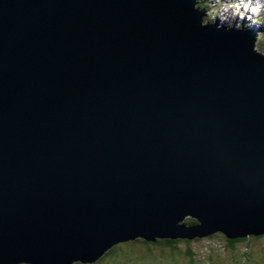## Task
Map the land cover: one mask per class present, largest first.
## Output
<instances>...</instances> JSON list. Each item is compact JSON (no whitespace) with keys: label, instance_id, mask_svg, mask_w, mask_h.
<instances>
[{"label":"water","instance_id":"95a60500","mask_svg":"<svg viewBox=\"0 0 264 264\" xmlns=\"http://www.w3.org/2000/svg\"><path fill=\"white\" fill-rule=\"evenodd\" d=\"M202 16L195 0H0V264L264 236V54Z\"/></svg>","mask_w":264,"mask_h":264},{"label":"rangeland","instance_id":"374dc122","mask_svg":"<svg viewBox=\"0 0 264 264\" xmlns=\"http://www.w3.org/2000/svg\"><path fill=\"white\" fill-rule=\"evenodd\" d=\"M195 1L196 6L203 8L198 7L203 12L201 21L203 25L217 24L218 27L224 26L237 31L255 33L257 35L255 49L264 54V0H256L260 1V4L256 5L255 9L252 8V0H241V3L239 0ZM236 6L245 11L238 13V18L241 17V20L236 17V13H231ZM184 222L189 224V219L186 217ZM136 240L138 243L141 241V239ZM181 240L175 245L177 249H170L162 245V242H158L159 246L150 247L152 253L145 251V247L140 243L127 246L125 249L133 258L141 257L145 260V262L137 260L138 264H264V237H249L233 243L232 246L227 241L230 239H226L220 233L202 239L193 238L183 243ZM186 245L189 247L186 248Z\"/></svg>","mask_w":264,"mask_h":264},{"label":"flooded vegetation","instance_id":"af4514ba","mask_svg":"<svg viewBox=\"0 0 264 264\" xmlns=\"http://www.w3.org/2000/svg\"><path fill=\"white\" fill-rule=\"evenodd\" d=\"M139 243L142 244V246L145 247V251H148L149 253H152V251H150V247L153 248L155 246H159L158 243L145 242L143 240L139 241ZM139 243L137 242V240L131 243H119L107 250L94 262H74L72 264H138L139 262L137 263V260H142L141 257L137 259L133 258L125 248L127 246H133L134 244L138 245ZM162 245H164V243H162ZM120 247H122V249H119ZM142 261L145 262V260Z\"/></svg>","mask_w":264,"mask_h":264},{"label":"trees","instance_id":"16d2710c","mask_svg":"<svg viewBox=\"0 0 264 264\" xmlns=\"http://www.w3.org/2000/svg\"><path fill=\"white\" fill-rule=\"evenodd\" d=\"M197 7H199V5L197 6ZM200 9H203V8H201V7H199ZM189 219V224L188 225H190V224H195L196 223V221L195 220H193V219H190V218H188ZM215 234H218V233H215ZM251 237V236H250ZM261 237H264V236H256V237H253V238H261ZM247 238H249V237H247ZM247 238H243V239H247ZM243 239H233V240H227L228 241V243H230V245L232 246V244L233 243H236V242H239V241H242ZM141 240H143V239H141ZM179 240H181V239H160V238H156L154 241H150L151 243H158V242H162V243H164V245H166V246H168V247H170V249H177L176 247L177 246H175L174 244H176L177 242H180ZM144 241V240H143ZM183 241H187L188 242V240H181V243H183ZM129 242V241H128ZM146 242V241H145ZM148 242V241H147ZM124 243H127V242H124ZM229 245V246H230ZM187 247H189V246H187L186 245V248ZM148 252V251H147Z\"/></svg>","mask_w":264,"mask_h":264},{"label":"bare ground","instance_id":"6f19581e","mask_svg":"<svg viewBox=\"0 0 264 264\" xmlns=\"http://www.w3.org/2000/svg\"><path fill=\"white\" fill-rule=\"evenodd\" d=\"M221 3H222V2H221ZM242 21H243V20H242ZM259 29H260V28H259ZM185 225L188 226V224H186V223H185ZM188 227H189V226H188ZM259 236H261V235H259ZM201 239H202V238H201ZM230 240H231V239H230ZM216 253H217V252H216Z\"/></svg>","mask_w":264,"mask_h":264}]
</instances>
